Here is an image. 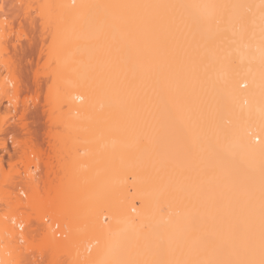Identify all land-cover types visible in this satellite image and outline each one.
Masks as SVG:
<instances>
[{"label": "bare ground", "instance_id": "bare-ground-1", "mask_svg": "<svg viewBox=\"0 0 264 264\" xmlns=\"http://www.w3.org/2000/svg\"><path fill=\"white\" fill-rule=\"evenodd\" d=\"M8 50L45 60V122L19 98L28 56L6 59L0 98L20 115L9 138L0 117L2 264L9 242L31 250L14 264L259 260L264 0H0Z\"/></svg>", "mask_w": 264, "mask_h": 264}, {"label": "rangeland", "instance_id": "rangeland-1", "mask_svg": "<svg viewBox=\"0 0 264 264\" xmlns=\"http://www.w3.org/2000/svg\"><path fill=\"white\" fill-rule=\"evenodd\" d=\"M18 27V26H17ZM17 27H15L16 29H18ZM15 29V33L14 34H12L13 36L12 37H10V38H12V39H10V40H13L14 41V39H15V41L16 42H18V40H20V42L22 43L23 42V44L24 45H26L27 43H28V36H27V34L25 35V34H23V33H19V31H17ZM19 34H22L21 36H23L24 38L22 39H20L19 37H20V35ZM17 37V38H16ZM14 38V39H13ZM14 41V42H15ZM12 43V42H11ZM9 45H10V41H9V43H8ZM9 52H10V50H8ZM1 52V51H0ZM9 52H5L6 53V55L4 56H2V54L0 55V58H1V63H0V67L2 68V70L0 69V73L1 72H3L4 74H6V72L7 71H5V63L8 61V62H11V61H15L16 60V58L14 59V57H17V58H19V57H22V56H24V57H27V60H26V58H25V61H17V62H20V64H22L23 66H21L20 65V67H22V73H23V76L25 77L24 79H27V80H25L26 81V88L22 91V93H21V95H20V99L21 100H23V102H25V105H28V107H29V112H28V115H27V119H29V121L28 122H31V125H32V128H33V126L34 125H36V124H34L32 121H34V118L36 117V118H38V117H42V116H40L39 114V112H35L34 110H36V108H35V105H34V102L36 103V101H37V96H39L40 95V97H41V99L43 100L44 99V92H45V88L43 89V91L41 92V93H39L38 92V89H37V87L35 86V83H34V81H35V77H36V75H38V78H40V80L42 81V83L44 82V78H45V76H44V74H45V69L43 68V64H44V59H42V60H38L39 59V57H38V59H37V57H36V60L34 59V57L35 56H37L38 54H35L36 52H32V53H30V54H27V55H21V56H19V55H17L16 56V54H14V53H12V54H14V56L13 55H11V52H10V54L8 55V53ZM3 53V52H2ZM5 53H3V54H5ZM35 54V56H31V55H34ZM11 55V56H10ZM8 56H9V59H10V61L8 60ZM19 56V57H18ZM11 57V58H10ZM13 57V58H12ZM28 58L30 59V58H32V60L30 61V60H28ZM7 59V61H5ZM13 59V60H12ZM19 59H21V58H19ZM34 59V60H33ZM2 60H3V62H2ZM18 60V59H17ZM22 60H23V58H22ZM40 64H39V63ZM2 73V74H3ZM3 74V75H4ZM28 81V82H27ZM4 97V98H3ZM1 99V98H0ZM2 99H3V101H2ZM2 99H1V101H2V107H0L1 109H0V112H1V114L0 115H2V116H0V117H2L3 118V116H5V115H7L8 114V110L7 109H5L4 108V106H9L10 105V103L8 104V100H7V98L5 97V96H2ZM36 100V101H35ZM4 104H6V105H4ZM4 108V109H3ZM12 108V107H11ZM3 109V110H2ZM31 109H33V110H31ZM14 110V109H13ZM12 111V110H11ZM31 111H33V112H35L37 115H35V114H33V113H31ZM16 112L15 111H13V112H9V114H11L10 115V117L9 118H7L6 117V119H5V125H8V126H5V128H4V126H3V122L2 123H0V126L2 125L3 127L2 128H4L3 130V133H2V137L3 138H5V137H8V131H9V121H10V124H13V122H16V119H19V118H17V116H19L20 115V111L19 112H17L16 114H18L19 113V115H17L16 116V114H15ZM31 113V114H30ZM42 113V112H41ZM9 114H8V116H9ZM15 114V115H14ZM16 116L15 118L14 117H12V116ZM39 115V116H38ZM38 116V117H37ZM29 117V118H28ZM31 118H33L32 120H31ZM8 119V120H7ZM14 119L15 121H12V120ZM42 120H41V124L40 125H42V122L44 123L45 122V119H44V116H43V118H41ZM0 122H1V119H0ZM12 122V123H11ZM45 126L43 125V126H41V128H43L42 129V132L44 131V128ZM35 128V127H34ZM5 129H6V131H5ZM8 130V131H7ZM7 132V133H6ZM44 133V132H43ZM43 133H41V135L43 134ZM3 134H5L4 136H3ZM9 138V137H8ZM6 140H7V138H6ZM9 141L11 142V140L9 139ZM8 142V141H7ZM11 143H9L8 142V145H10ZM16 158V157H15ZM19 158V157H18ZM17 159V158H16ZM18 160V159H17ZM19 160H20V158H19ZM19 160H18V165H17V163L16 162H13L15 165H16V169L17 170H20L21 171V169L23 168V166L21 165V161L19 162ZM14 161V160H13ZM4 166H5V170H10L12 167L9 165V164H11V162L10 163H7L6 161L4 162ZM8 164V165H7ZM11 165H13V164H11ZM14 166V165H13ZM31 169H35V166H32L31 167ZM12 171L14 170V169H11ZM7 171V172H8ZM12 171H10V172H12ZM9 173V172H8ZM24 198H25V196H24ZM4 201V200H3ZM1 202H2V199H1ZM0 202V203H1ZM2 204V203H1ZM1 206H3V205H1ZM5 206V205H4ZM6 207V206H5ZM7 208V209H6ZM5 209L6 210H8L9 208L8 207H6ZM43 209H45L44 208V206L42 207V208H39V211H41V210H43ZM9 210H11V209H9ZM12 210H13V208H12ZM18 210V209H17ZM26 210H27V212H29V213H32L33 214V212H35V210H32L31 209V207H28V208H26ZM38 210V209H37ZM5 212V211H4ZM20 213V212H19ZM19 213H18V215H19ZM35 214V213H34ZM46 222H48V223H50L51 222V219L50 218H47L46 219ZM68 244V241L66 240V241H64L63 243H62V245H61V247L62 248H64V247H66V245ZM3 245H6L7 246V241L5 242V243H3ZM19 245H20V247H17V246H15L13 243H11V242H9V244H8V248L10 249V251L7 253V256H8V258H9V264H14L15 262H16V260H18V256L20 255V259L22 260H24V258H25V261H28V260H30V258H31V256H30V254H31V250H27L26 248H24L23 246L25 245V243L24 242H20L19 243ZM34 259H36V262H37V264H49V261H48V259H47V257L46 256H44V255H42V253H41V251H38L37 253H36V256H35V258H32L31 260H34ZM67 261H69V260H67ZM67 261H66V263H67ZM65 263V264H66ZM5 264V263H4Z\"/></svg>", "mask_w": 264, "mask_h": 264}, {"label": "snow or ice", "instance_id": "snow-or-ice-1", "mask_svg": "<svg viewBox=\"0 0 264 264\" xmlns=\"http://www.w3.org/2000/svg\"><path fill=\"white\" fill-rule=\"evenodd\" d=\"M99 7H119V8H160L168 7L162 5H113V6H99ZM144 23L149 21L145 20ZM252 218H249L247 225H234L232 231L234 233L249 232L252 229ZM259 238H260V258L256 259H174L168 261L161 260H145L125 262L118 261L116 264H264V172H262L261 179V194H260V208H259ZM250 243V241H249ZM205 246H215V241L205 242ZM2 264V262H0Z\"/></svg>", "mask_w": 264, "mask_h": 264}]
</instances>
